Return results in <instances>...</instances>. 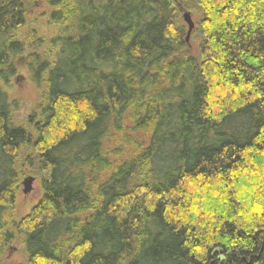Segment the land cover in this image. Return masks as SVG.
Listing matches in <instances>:
<instances>
[{
    "label": "trees",
    "instance_id": "obj_1",
    "mask_svg": "<svg viewBox=\"0 0 264 264\" xmlns=\"http://www.w3.org/2000/svg\"><path fill=\"white\" fill-rule=\"evenodd\" d=\"M45 1L36 53L31 1L0 0V253L20 237L25 264H264V0ZM22 55L44 105L16 125ZM29 173L42 195L8 226Z\"/></svg>",
    "mask_w": 264,
    "mask_h": 264
},
{
    "label": "rangeland",
    "instance_id": "obj_2",
    "mask_svg": "<svg viewBox=\"0 0 264 264\" xmlns=\"http://www.w3.org/2000/svg\"><path fill=\"white\" fill-rule=\"evenodd\" d=\"M30 6L26 13V25L21 30V39L26 44V52L42 53V50L47 48L45 43L56 33V27L49 22V11L45 0H30ZM193 18V17H192ZM194 22L196 21L193 18ZM41 44L31 50L30 44H35L36 41H41ZM190 53H196L198 47V40L192 36L189 41ZM27 60L22 55L18 58L16 63L17 71L14 76L10 78V84L7 88L8 99L10 103L11 119L14 124L25 123L27 117L32 114L40 113L44 105V77H40L38 82L27 70ZM37 117V114H36ZM35 117V119H36ZM33 176L32 189L29 193L22 192V184L20 183L19 191L16 196L14 208L7 213L6 221L10 226L14 221L26 215L31 207L35 205L42 195V188L40 179L32 174H25L22 180L27 176ZM21 180V182H22ZM21 239L18 237L11 244L6 246L0 253V264H25L26 255L23 251Z\"/></svg>",
    "mask_w": 264,
    "mask_h": 264
},
{
    "label": "water",
    "instance_id": "obj_3",
    "mask_svg": "<svg viewBox=\"0 0 264 264\" xmlns=\"http://www.w3.org/2000/svg\"><path fill=\"white\" fill-rule=\"evenodd\" d=\"M182 18H183L184 22L187 25V32H186L185 39H186V41H188L189 40V37L191 35V32H192V30H193V28L195 26V23H194V20L192 19L191 14L188 11H184L183 12ZM33 181H34V177L31 176V175L25 177L22 180V182H21V184L23 186L22 192L24 194H27V193H29L31 191Z\"/></svg>",
    "mask_w": 264,
    "mask_h": 264
}]
</instances>
